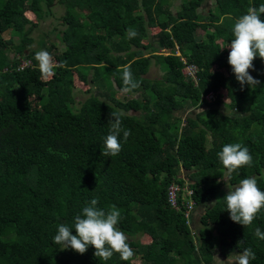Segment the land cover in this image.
<instances>
[{
	"label": "trees",
	"instance_id": "1",
	"mask_svg": "<svg viewBox=\"0 0 264 264\" xmlns=\"http://www.w3.org/2000/svg\"><path fill=\"white\" fill-rule=\"evenodd\" d=\"M202 3L181 0L172 12V0H0V264H212L215 249L237 258L245 247L255 253L251 264H264V240L254 235L257 227L264 231V210L247 227L235 223L221 189L255 176L264 191V61L256 57L250 70L260 84L241 89L226 47L235 20L264 0H214L213 9L199 15ZM54 4L63 6V47L52 54L54 76L44 79L35 53L23 54L36 27L23 9L39 19ZM129 27L138 32L133 39ZM7 31L18 35L17 44L4 40ZM175 47L196 67L194 82L183 76ZM8 51L31 65L18 70ZM152 62L164 65L160 80L143 77ZM127 64L140 83L129 93L138 98L90 95L75 109L73 76L81 84L102 82L121 91ZM208 94L209 102L203 99ZM218 106L241 115L230 117ZM185 108L202 109L174 115ZM117 110L131 135L126 142L121 135L117 156L105 157L107 122ZM227 143L247 146L253 157L252 166L230 178L217 156ZM179 170L188 172L191 199L202 209L196 229L194 219L191 228L186 225L183 209L174 211L166 202L168 186L184 183ZM94 197L97 207L120 209L118 227L135 252L129 261L115 253L104 261L92 246L81 255L53 242L58 226L72 227ZM141 237L148 240L140 243Z\"/></svg>",
	"mask_w": 264,
	"mask_h": 264
},
{
	"label": "clouds",
	"instance_id": "2",
	"mask_svg": "<svg viewBox=\"0 0 264 264\" xmlns=\"http://www.w3.org/2000/svg\"><path fill=\"white\" fill-rule=\"evenodd\" d=\"M261 14H264V4H261L259 8L249 7L246 14L235 20L231 29L234 38L226 46L229 49L227 62L241 89L245 85L256 87L260 84V81L250 74V70H254L253 61L256 57L264 61V19H261ZM126 34L128 39H133L138 32L129 27L126 29ZM35 59L42 75L54 76L58 65L50 52L40 50L36 52ZM121 72L124 85L122 92L129 93L140 86L131 72V64L123 65ZM124 115V112L120 110L110 113L107 122L109 133L104 139V151L101 155L117 156L122 150L121 135L125 142L131 135V131L123 126ZM217 156L229 178L241 167L253 164L249 148L241 143L223 145ZM222 199L226 202V210L231 221L244 227L251 225L257 215L264 210V191L260 190L255 176L241 179L237 186L228 189ZM98 200V197H94L88 202L82 214L75 216L72 227L65 224L59 225L53 242L62 246L61 250L71 248L81 255L88 250L89 246H92L95 249L93 255L104 261L109 260L114 253L119 254L121 260L129 261L135 256V252L128 242V236L118 227L121 219L120 209L115 205L107 210L97 207ZM73 229H75V235L72 234ZM254 235L264 240V231H261L259 227L255 229ZM243 243V239L237 241V245ZM255 259L252 249L245 247L237 257L236 264H251V261Z\"/></svg>",
	"mask_w": 264,
	"mask_h": 264
},
{
	"label": "rangeland",
	"instance_id": "3",
	"mask_svg": "<svg viewBox=\"0 0 264 264\" xmlns=\"http://www.w3.org/2000/svg\"><path fill=\"white\" fill-rule=\"evenodd\" d=\"M181 0H172V5H171V10L174 12V8L179 6ZM214 7V0H203L202 5L196 9V12L199 15H206L208 11L212 10ZM81 12L85 13V9H81ZM24 15L27 16L28 18H32L31 20L33 21V24H35V28L31 31L30 36L33 39L32 43L26 47L24 51V55L27 54L29 51H33L35 54L36 52L40 50H46L50 45H54L55 50L51 51V54H56L58 51H60L63 47L62 43L59 41V34L60 31L63 30L64 26L62 25L60 21V17L63 13V6L54 4L52 9L50 10V13L45 12L42 10L41 17L39 19L33 18V15L29 12H27L25 9H23ZM163 19L165 22H167V18L161 17L159 20ZM209 29H207L208 31ZM153 34L157 32V29H153L152 31H149ZM151 36V35H150ZM2 37L4 40L10 39L14 44H17L18 41V35L16 33L12 32H5L3 33ZM155 49V48H154ZM168 51H158L156 54H168ZM7 57L11 60H19L21 59L20 56L13 54L11 51H8ZM24 58V57H22ZM153 63V62H152ZM163 68L164 65H156L152 64L149 66L147 72L145 75H143L144 78L149 79V80H160L162 75H163ZM85 70V69H81ZM165 70V68H164ZM80 71V70H79ZM89 77V75H88ZM48 77L44 76V79ZM109 78V77H108ZM111 81V80H110ZM102 82L94 83V84H81L79 81L76 80V78L73 76V96H74V107L75 109L78 108V102H81L85 100L88 96L94 95L99 97L101 100L107 101L105 99H108L109 97H112L114 95V99L124 102L129 99L133 98H138V94H131V93H124L122 91H117L113 85H107L104 87ZM86 90L89 91V94L85 92ZM85 92V93H84ZM140 92V90H139ZM224 94V92H222ZM42 96L45 95V92L43 91ZM140 99V98H139ZM31 105L34 107V104L31 103ZM69 107H73V104L70 105ZM203 108V107H202ZM202 108H199L197 110H194L192 108H185L183 111L176 112L174 115L177 117H185L187 115H194L196 112H199ZM219 110H221L225 115H228L230 117H235V116H240L241 114L235 113L233 111H227L223 107L218 106ZM126 114L128 115H136L138 116V113L134 112H127ZM181 123V122H180ZM164 147V144L162 145ZM206 147H208V138L206 139ZM177 178H180L188 183L187 181V175L188 172H183V170H179L177 172ZM237 186V185H236ZM235 186H227L226 183H223L221 189L224 192H227L228 189L234 188ZM202 209L201 208H196L193 211V218H194V228L196 229V219L199 217L201 214ZM145 237L139 238L140 243L146 242L148 239L145 241ZM212 264H235L237 261V258L233 257H226L222 253L218 252V250H214L212 253Z\"/></svg>",
	"mask_w": 264,
	"mask_h": 264
},
{
	"label": "built area",
	"instance_id": "4",
	"mask_svg": "<svg viewBox=\"0 0 264 264\" xmlns=\"http://www.w3.org/2000/svg\"><path fill=\"white\" fill-rule=\"evenodd\" d=\"M175 55L179 56L178 49L175 47ZM164 51V50H163ZM166 51V50H165ZM166 55V54H165ZM180 57V56H179ZM19 64L17 66L18 70H22L23 68H26L30 66V62L26 59H19ZM180 61L182 63V74L187 80L195 81V72L196 67L193 64H187L183 58L180 57ZM203 99L207 102L211 101L213 99L212 94H208L207 96L203 97ZM192 191L190 190L188 183L184 181L182 187H179L178 185L172 184L168 186L166 189V202L174 211H181L183 209L182 214L185 219L186 225L191 228V225L193 223V211L195 210V203L191 199ZM193 234V233H192Z\"/></svg>",
	"mask_w": 264,
	"mask_h": 264
}]
</instances>
